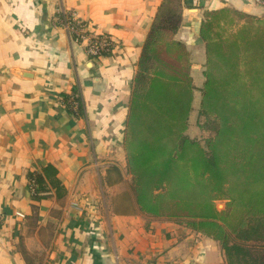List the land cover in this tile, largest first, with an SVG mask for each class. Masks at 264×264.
I'll list each match as a JSON object with an SVG mask.
<instances>
[{
    "label": "crops",
    "instance_id": "0c3cea01",
    "mask_svg": "<svg viewBox=\"0 0 264 264\" xmlns=\"http://www.w3.org/2000/svg\"><path fill=\"white\" fill-rule=\"evenodd\" d=\"M162 1L0 0V264H264V241L231 235L244 250L226 252L136 202L125 129L138 59ZM226 7L264 18V0L181 2L175 38L189 52L190 116L205 81L200 26ZM63 10L116 47L89 54L60 23ZM37 174L45 182L39 192Z\"/></svg>",
    "mask_w": 264,
    "mask_h": 264
},
{
    "label": "trees",
    "instance_id": "16d2710c",
    "mask_svg": "<svg viewBox=\"0 0 264 264\" xmlns=\"http://www.w3.org/2000/svg\"><path fill=\"white\" fill-rule=\"evenodd\" d=\"M181 2L162 1L132 82L124 144L133 191L143 212L241 251L231 235L264 241V18L226 7L201 23L199 114L212 130L202 143L187 134L194 86L189 52L175 38ZM34 182L44 189L41 174Z\"/></svg>",
    "mask_w": 264,
    "mask_h": 264
},
{
    "label": "built area",
    "instance_id": "2783aa9c",
    "mask_svg": "<svg viewBox=\"0 0 264 264\" xmlns=\"http://www.w3.org/2000/svg\"><path fill=\"white\" fill-rule=\"evenodd\" d=\"M60 23L77 40L85 43L87 52L95 57H101L112 51L116 43L108 35H101L94 28H88L74 12L63 10L60 15ZM22 215V214H21ZM2 215L0 214V221Z\"/></svg>",
    "mask_w": 264,
    "mask_h": 264
},
{
    "label": "rangeland",
    "instance_id": "374dc122",
    "mask_svg": "<svg viewBox=\"0 0 264 264\" xmlns=\"http://www.w3.org/2000/svg\"><path fill=\"white\" fill-rule=\"evenodd\" d=\"M197 93H198V102L197 105L195 106V110L192 112L191 116H190V121H189V130H188V134L191 137L194 138H198V140H200L202 143H204L205 139L211 135L212 130H208L206 128H203L202 125L204 124L205 118H203L202 116L199 115V103H200V99H201V89H196ZM224 200H219L217 202V205L220 209L224 208Z\"/></svg>",
    "mask_w": 264,
    "mask_h": 264
}]
</instances>
